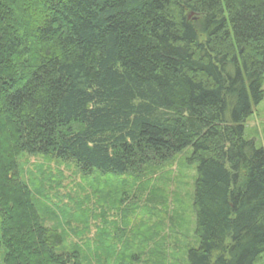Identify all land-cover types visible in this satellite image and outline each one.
Segmentation results:
<instances>
[{
	"label": "trees",
	"instance_id": "trees-1",
	"mask_svg": "<svg viewBox=\"0 0 264 264\" xmlns=\"http://www.w3.org/2000/svg\"><path fill=\"white\" fill-rule=\"evenodd\" d=\"M263 99L264 0H0V264H259L264 148L246 128ZM187 147L192 242L146 223L118 245L107 229L67 243L51 174L23 179L27 155L70 161L100 203L131 207L134 184L106 175ZM159 200L153 189L145 206Z\"/></svg>",
	"mask_w": 264,
	"mask_h": 264
},
{
	"label": "rangeland",
	"instance_id": "rangeland-1",
	"mask_svg": "<svg viewBox=\"0 0 264 264\" xmlns=\"http://www.w3.org/2000/svg\"><path fill=\"white\" fill-rule=\"evenodd\" d=\"M246 134L249 138L256 140L257 146L264 148V99L256 107L253 115L249 117ZM191 152L192 147H187L183 153L176 155L169 162L161 164V167L148 166L142 174H127L121 177L106 175L104 179L106 183L112 182L111 186L124 185L123 182L126 180L134 184L131 193L137 192V197L129 201V203L132 202L131 207L126 206V204L119 205L116 198L108 200L106 206L103 202L100 203L96 182L89 180V177H84L79 168L70 161L51 160L48 162L41 156L27 155L24 158L26 162L23 164V179L29 180L31 174H34L35 179L51 174L52 180L48 181L49 185H47L51 203L67 208L69 211L67 223H63V227L69 235H67V243L76 241L85 243L87 239L91 243H96V240H100V237H97L98 229L102 231L107 229L113 233L111 243L118 245L121 238L131 236L137 230H144L147 224L158 229L160 233L164 229L165 231L160 234L159 239L163 243L171 244L178 243L177 241L181 239L175 232L173 234L171 232V224H179L183 229L179 227L177 229L186 232L189 237L186 241L192 242L190 239L192 232L189 234L187 230L190 231L193 226L191 204L194 192L195 167L190 165L186 159ZM37 165H41L42 169ZM95 176L98 177L99 174H93L91 177L94 178ZM97 182L101 185L104 184L101 179ZM92 183L95 187L92 186ZM153 189L156 190L159 197L165 198L166 202L159 204V200L156 208L152 207L153 204L146 207V197ZM79 204L82 205V210L89 209L83 216L78 213ZM103 211L106 213L102 214ZM58 213L60 220L63 221L61 212ZM85 217L88 218V221ZM53 222L48 221L47 223L51 225ZM84 224L86 231L79 234L78 231L84 227ZM171 234L172 238H170ZM120 236L121 238L118 239ZM163 236L165 237L162 238ZM105 261L109 263L111 257H107ZM259 264H264V255Z\"/></svg>",
	"mask_w": 264,
	"mask_h": 264
}]
</instances>
